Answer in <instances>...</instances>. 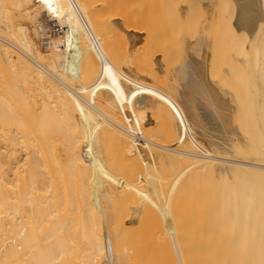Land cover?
Returning a JSON list of instances; mask_svg holds the SVG:
<instances>
[{"label":"bare ground","instance_id":"bare-ground-1","mask_svg":"<svg viewBox=\"0 0 264 264\" xmlns=\"http://www.w3.org/2000/svg\"><path fill=\"white\" fill-rule=\"evenodd\" d=\"M92 1L94 0H0V264H113V262L126 264L124 260L138 262L140 259L146 261L148 258V263H144L149 264L150 259L157 255V257L160 255L161 259L152 258V263L157 260L162 263V260L166 258L165 260H173L172 264H186L185 261L190 264L188 261L191 262L197 256V260H194L196 263L191 262L197 264L200 251L194 253L197 255L193 254L192 258L187 257L183 255L185 252L180 250V245L178 246L180 243L177 241L178 244L175 246L179 247L176 249V251L179 249V252L174 250L177 253L175 257V253H172L173 245L168 243L170 239L166 242L163 239L165 236L162 237L163 235L160 234L163 240L156 243L158 239L160 241L158 237L154 243L152 242L153 244L150 243L151 245L148 246L146 244L149 242L141 241V235L137 234L138 230H136L142 228L138 227L139 223L143 220L147 221L148 218L150 221L152 218L155 219L156 223L158 214L156 215L154 208L148 204L147 200L152 201L160 212L161 220L171 228V223L169 224L170 221L167 218L171 215L172 207L169 208L171 203L168 202L174 198V193L179 191L180 193L185 192V195L191 192L189 196L193 193L196 196L199 193L198 196L202 194V197H206V204L203 202L202 206L205 204L204 207L210 206L211 209L209 207L208 210L205 208L202 210H205L204 214L211 217V220L208 217L209 220L204 219L203 221H210V226L219 228L215 231L219 233L221 231L222 235H219L221 238L225 236V233L228 236V232H232L229 233L226 241L222 240L219 244L220 240L217 241L219 246L214 245L218 249L216 254L215 251H213L214 254L212 251L207 253L209 256L211 254L210 258L213 259V261L210 259L212 261H209L210 263L216 260L218 263L222 262L221 264H264V0H224V2L227 1L228 7L230 5L228 10L224 2H219L228 11L225 14L228 21L224 19L222 22V19L217 18V24L221 25L219 20L222 22L221 27L215 25L221 31L219 36L223 31H226V36L230 32L235 33L231 34L235 35V37L231 36L233 39L231 37L228 39H232L231 42L229 41L230 44L226 40L228 44L225 45L226 42L223 41L225 33H222L219 39H224L219 42L225 43L221 44L227 48V51H229L228 47L234 44L231 46L234 47L232 51L238 54L237 57L232 55L233 52L230 54L231 51L228 53L226 51V66L242 67L241 77L238 75L239 78L244 77L243 80H246V82L242 80L245 83L243 85L242 82L240 84L237 81L239 83L236 85L235 81H232L236 89L242 86L241 93L239 89L237 92L234 88L236 92L232 94L237 96L236 104L240 105L242 98L244 100L242 99L243 102L241 100V105L245 99L248 103L247 105L244 103L247 109L242 105L243 108L239 109V114L238 110L232 114L230 98L222 94V98L229 102L223 100V105H221L222 100L214 102L217 107L222 106L216 109L220 111L218 115H215L211 109L214 99L208 97L210 101H213L208 106V103L205 104L207 107L204 106L203 109L205 111L210 107L211 110L208 109V111L214 115L208 111L204 112L205 117L208 118L204 121L207 124L204 131L208 134L205 136L210 135L209 140L213 141L214 145L211 144L212 147L210 146L211 148L207 150L201 146L204 152L171 147L172 144H165L164 140L161 143L159 142L160 137L154 135V128L143 129L146 130L143 131L141 129L143 127L138 126L139 123L137 125L133 121L130 122L131 120L127 121L123 115L109 107L108 104L112 102L108 103L103 96L107 91L108 83L104 81L103 83L101 79L103 76L106 78L103 75L106 72L103 70L106 67L104 70L106 71L112 66L109 64L114 59L110 61L109 57L116 51H110L112 39L108 33L92 32L80 25L82 20L86 19L83 7L89 6ZM214 3L213 0H206L204 4L208 6V9H214L213 6L216 5ZM210 10H208L209 16L215 12L211 10L210 14ZM41 13L55 25H45L41 19ZM222 17L224 18V14ZM233 17L232 27L230 24ZM224 22H228L226 24L229 25L224 24L223 26ZM223 27L224 30L221 29ZM217 28L213 31H217ZM233 40L235 43L232 42ZM218 48L217 51L220 53L222 51V56L225 50L221 49V46ZM113 56L115 57L114 54ZM115 61H117L116 58ZM115 61L112 63L117 64ZM232 67L229 68L233 69ZM97 69L103 73L97 72ZM109 71L114 72L111 69L108 73ZM239 78L237 79L240 80ZM222 80L225 81L223 78ZM32 86L35 88L34 93H37L30 95L29 91L32 90ZM217 97L219 96L215 98ZM200 103L204 105L202 101ZM231 104H234V101ZM212 108L216 107L213 105ZM235 108L237 109V106ZM241 109L246 110L242 112ZM200 115L198 114L196 118L199 119ZM236 117L241 118L240 120L245 125L242 122L239 123ZM232 119L236 120L235 124ZM247 121H249L248 129H245ZM237 123H239V128L236 127ZM239 131L244 134L251 132V134L242 136L243 133ZM251 135H255V139ZM184 144L182 147L185 146ZM110 145H112L111 148L116 147L117 151L113 148L114 151L120 154L124 152L125 156L133 152L131 155L138 160L145 159L146 164L153 162L154 167L155 163L187 165L188 168L183 167V169L189 172L186 174L188 178L180 175L179 171L180 178H185V182L180 184L181 180L177 177L179 176L177 172L176 177L174 175L175 178L168 174L170 180L164 176L165 184H167L162 186L160 184L162 181L157 180L161 177L156 178L157 174H150L153 169L150 163L152 167L148 169L149 171H145L146 165L143 167L145 172L142 173L143 169H141V184H131L130 180L119 179L117 175L119 172L116 171L118 168L114 165L120 156L119 153L117 157L112 149L113 156L110 154L107 158L105 156L107 152L104 154L105 148L109 150L107 146ZM62 148L68 151L65 159L56 151ZM101 149L104 150L101 152ZM186 171H182L183 174L187 173ZM146 172H149L148 175ZM137 177L135 180L139 179ZM168 181L171 185L166 189ZM162 187H165V190ZM183 187L185 190L181 192ZM115 189L117 192L120 191L122 197L124 212L121 216L113 214V207L117 201ZM165 191L171 192L170 195L173 196L171 197ZM160 192L168 195H162L165 199L164 204L160 195V201L157 203L151 198L152 194ZM166 196L170 200H166L168 199ZM208 197H212L213 202L211 198L208 200ZM192 198L194 196L191 200ZM200 199L193 201L199 200L200 202ZM188 200L185 199V201ZM198 202H196L197 205ZM130 205H133V210H130ZM190 205L194 206V204ZM196 208L197 216L203 214V211L198 212L199 208ZM177 211L179 209L175 212ZM203 215H201L202 218H205ZM192 220L195 221V218ZM198 221L197 226L202 220ZM157 222L159 224L160 220ZM115 223L117 225H114ZM149 223L150 226L151 222ZM202 223L200 228L207 226L204 222ZM158 224L155 225L158 226ZM143 225L144 228L147 226ZM159 225L163 227L162 224ZM225 229L228 231H223ZM200 230L198 228L197 232L199 233ZM177 232H174V235ZM211 233L209 235L212 236ZM184 234L186 233L184 232L182 236ZM215 236L219 240V236ZM212 238L214 240L213 236ZM176 239L175 237V243ZM143 242L145 244H142ZM188 244L189 248L193 245L190 242ZM143 245L148 246L150 250H147L146 246L144 248ZM189 248H187L188 252L191 250ZM219 256L223 258V261ZM203 258L200 261L205 264ZM216 258H220L221 262ZM142 260H140L141 263ZM216 261L213 264H216Z\"/></svg>","mask_w":264,"mask_h":264},{"label":"rangeland","instance_id":"rangeland-1","mask_svg":"<svg viewBox=\"0 0 264 264\" xmlns=\"http://www.w3.org/2000/svg\"><path fill=\"white\" fill-rule=\"evenodd\" d=\"M164 1L165 0H94L91 2V4L89 6L85 5L83 7L86 19L82 20V23H80V25H83L85 28H88L89 31H92V32L108 33L110 35V38L112 39V41H111L112 44L110 42V44H111L110 45V47H111L110 51L111 52L116 51V52L111 53L112 55L110 54L111 57H109V59L111 58L110 61H112V59H114L112 61V62H114L115 58H116L117 61H115V63H117V64H114L111 62L109 64V66L112 64L111 67H113L115 70L112 69L111 67L108 68V66H107L108 69L106 71H104L106 67L105 68L103 67L104 68L103 72H106V73H103L102 71L99 70L100 72L103 73V75L106 76V78H104V76L102 78V75L99 73L101 75L102 82L104 81V82L108 83V84L106 83L107 84L106 93H108V91H109V93L108 94L105 93L103 96H104L105 101H107L108 103L110 101L112 102L111 104L110 103L108 104L109 107L114 109L119 114L123 115V118L127 119V121L131 120L130 122L133 121V123H136L137 125L139 123L138 126L143 127V128H141L142 130L143 129L149 130L151 128H154L153 129L155 132L154 135L157 136L158 138L160 137L159 142L161 141V143L164 140L163 143H165V144L167 143L168 145L172 144L171 147L175 146L176 148L181 147V148H184L185 150H188V151L190 150V151H199V152L203 151L204 152V150H207L208 148L212 147L211 144L213 142V141L210 142V140H209L210 135L208 136L209 138L207 136H205L207 133H205L206 131H204L205 127L207 126V124H205L206 122L204 123L205 118H206L205 117L206 113L204 114V112H207L210 107L207 108V110H205V111L203 108H204V106H206L205 104L208 103L207 104V106H208L213 101V100L210 101L209 99L210 98L214 99L211 106L213 107V105H214L216 108L214 109L211 107V109H213L212 111L214 112L215 115L216 114L218 115V113L220 111V110L217 111L216 109L222 107L221 105H223L224 101L227 100V99L222 98V94L226 95V97L228 96V99L230 98L229 101L231 103H233V101H234V104L230 103V105L232 106L231 111L233 110L232 112L230 111L232 114L235 113L237 110H238L237 113L239 114L240 113L239 109L243 108L242 105H244V103L247 105V103H248V102L247 103L245 102V101H247L245 99L244 103H242V105H241V100L243 99L242 98L241 100L239 99L240 105H239V103L236 104L235 98H237V96L233 95V94H235L236 91L238 92V89H239V92L241 93L240 89L242 86L238 87V89H236L235 87H233L234 85L232 84V81L233 82L235 81L234 83H236V85H238L237 83H239V82L241 84L242 80L244 79V77L239 78V75H240V77L242 75V73L240 74V72H241L240 70L242 69V67L240 68L238 66H236V67L234 66V68H233L232 66H226L227 61L225 59H227V53L229 51H231L230 54H232V52H233L232 55L238 57V54H235V52L232 51V49L234 47L232 48L231 46H234V44L229 46L231 48L228 47L229 51H227V48H224L221 44V43H223V44H225V43L219 42V41H222L224 38L225 39L223 41L226 42V40H227L229 42L230 40L233 39L232 37H235V35H231L234 33L233 30H232L233 33H231V32H230V34L227 33L228 34L227 36L225 33L226 31L225 32L223 31L222 33H225V34H224V38L221 40L219 38L222 37V33H221V35H220L221 37H220L219 32H221V31H219L220 29L217 28L218 26L221 27L224 19L227 20V17L225 16V14H226V11L229 9L230 5L228 7L227 1L224 2V0H222V1L221 0H217V1L213 0L215 2L214 4H216L213 6L214 9H212V8L208 9V6H206V4H204L206 2V0H167V1H165V3H164ZM219 2L220 3L224 2V4H226L225 6H226L227 10H225L224 9L225 6L223 4L221 6V4H219ZM182 9H184V11ZM210 9L215 11V12H213V14H211L212 11ZM181 10H182V12H180ZM185 10H186V12H185ZM208 10H210L209 12H210L211 16H209ZM214 13H216V15ZM227 13H228V11H227ZM221 14L222 15L224 14V18L222 17ZM40 16H41V19L43 20L45 25H49V24L55 25L54 22L53 21L51 22L50 20H48V18L43 13H41ZM218 16L219 17L221 16V18H219ZM217 18L222 19V22H220L221 20H219V23L221 25L217 24L218 23ZM208 19H209V21H208ZM210 19H212V21H214V22H210L211 21ZM216 19H217V21H216ZM233 20H234V17H233L232 22L230 24L232 27H233L232 23H234ZM207 23H208L209 28H208V26H206ZM209 23L213 24L214 27H212L213 25H210ZM226 23H228V22H224L223 26H224V24L226 26L229 25ZM215 25L217 27H215ZM216 28H217V31L214 32L213 29L215 30ZM221 29L224 30V27ZM230 29H232V28H230ZM216 32H218V34ZM230 37L232 39L228 40ZM236 37H237V35H236ZM234 40L232 42H234ZM230 42H229V44H230ZM218 43H219V46H217ZM227 44L228 43L226 42L225 45H227ZM220 46L222 47L221 49L225 50V51H223L222 56H221L222 51H221V53H220V51H217V47L220 48ZM111 49H113V51ZM226 51H227V53H225ZM218 52L220 53L221 57L219 56ZM113 54L115 55V57L113 56ZM239 57H240V55H239ZM108 61H107V63H108ZM114 65H116V66H114ZM116 67L119 70H117ZM229 67L230 68L232 67L233 69H230ZM103 68H101V70ZM98 69H97V72H99ZM110 69L113 70L114 72L116 71L115 74H113L114 72H112V71H109V73H108V70H110ZM222 69H224V70H222ZM237 70H239V71H237ZM225 72H226V74H225ZM234 72H236V74ZM93 74H95V72ZM118 74H119V76H118ZM111 76H113V77H111ZM221 77L223 79H225V81H227V83H225V81H223ZM233 77H235V78H233ZM91 78H92V76H91ZM237 78H239L241 81L238 80ZM115 79H117V80H115ZM234 79H236V80H234ZM219 80H222L223 84H221L222 81L219 82ZM237 81H239V82H237ZM243 81L246 82V80H243ZM243 83L244 82H242V85H243ZM26 86H28V85H26ZM206 86H208V87H206ZM33 87L34 86H32V90L30 89V91H29L30 95H32L34 93L33 89H35V88H33ZM30 88H31V86H30ZM234 88L236 89V91L234 90ZM244 88H246V87H244ZM210 92H212V93H210ZM232 92H233V94H232ZM36 93H34V94H36ZM193 93L195 95H192ZM213 93H214V95H213ZM216 94H218V95H216ZM220 94H221L222 99L219 98ZM210 95H211V97H210ZM237 95L239 98V94H237ZM216 96H219V97H217V99H216L215 98ZM243 96H245V95L243 94ZM34 97L36 98V96H34ZM34 97H32V99H34ZM204 97L205 98L207 97V98L205 99ZM208 97H209V99H208ZM246 98H248V97H246ZM208 100H209V102H208ZM220 100H222V102ZM243 100H242V102H243ZM135 101H136V103H135ZM189 101H190V103H189ZM201 101H202V103H204V105H202L200 103ZM205 101H207V102H205ZM219 101L221 102V105H219L220 107L219 106L217 107V104L215 105L214 102L216 103ZM200 104H201V106H200ZM228 104H225V105H228ZM236 106H237V109L235 108ZM196 107H200L201 109L196 108ZM206 107H205V109H206ZM244 107H246V109H247V106L244 105ZM195 109H197V110H195ZM199 109L200 110L203 109V110L200 111ZM211 109H209V110H211ZM246 109H244V110L241 109V111L244 112ZM208 112L213 114L211 111H208ZM200 113L202 115H200ZM198 114L200 115L199 119L196 118ZM211 114H209V115H211ZM234 116H236V115H234ZM211 117H216V116H211ZM238 117H236V118L239 119V123L242 122V120H240L241 118H238ZM209 118H210V116H209ZM183 119L186 121H184ZM206 119H208V118H206ZM188 121H189V123H188ZM232 121L234 122L236 120L232 119ZM237 122H238V120H237ZM248 122L249 121H247L245 129H248L247 128ZM235 123L236 122H234V124ZM239 123L236 124L237 126L234 124L233 125L238 127ZM185 124H187V125H185ZM242 124H244V123L242 122ZM242 124H241V126H242ZM146 126H147V128H146ZM189 127H190V129H189ZM240 129H242V128L240 127ZM146 130H143V131H146ZM239 132L241 133L242 131H239ZM249 133L251 134V132H248V134ZM163 134H165V135H163ZM245 134L248 135L247 132ZM245 134L243 133L242 136H246ZM162 135H163V137H161ZM252 136L253 135H251V137ZM235 138H236V136H235ZM167 139H169V140H167ZM254 139H255V137H254ZM248 140H249V137H248ZM157 142H158V140H157ZM184 142H185V144H184ZM186 142H188L187 144H189L188 146L190 148L188 146L186 147V145H187ZM194 142L199 143L200 147L201 146L203 148L205 147V149L202 150L203 148L202 147L200 148L199 144L196 143L197 144L196 145ZM201 142L205 145H203V144L201 145ZM209 143H210V145H209ZM182 144H184L185 146L182 147ZM212 145H214V144H212ZM206 146H208V147H206ZM111 147H112V145L107 146V148H109V150L108 149L106 150V148H105V150L101 149V152H102V150H104V154H105V152H107L106 153L107 155H105L106 157L110 154H111V156H113V153H112L114 151L113 148H115V150H116V147H113V148H111ZM193 147H194V149H193ZM112 149H113V151H112ZM56 151H58V154L61 155V157H63L64 159L67 157V153H68L67 150L62 148L61 150L58 149ZM116 151H114V155H117V157H118L117 153H119V152H116ZM115 152H116V154H115ZM132 153L133 152H130L125 156L124 152H121V154L119 153L120 156L118 158L115 156L118 159V161L116 159L117 163L115 162L114 165L118 169L116 170V168H115L114 170L119 172V173L117 172L119 179L123 178L124 180H130V182H132L131 184H136V183L141 184L140 183V180H141L140 179V174H141L140 172L142 171L141 169H143L144 165H146V167H144L145 171L148 169L150 170L151 169L150 167L153 166L152 165L153 162H150L152 166L150 165L149 162H148V164H149L148 165V164H146V162H144L145 159L141 160V158H140L138 160V158H136L134 155H131ZM133 156L137 159V161ZM118 163H120V164H118ZM155 164L156 165H155V167L153 166V169L159 168L160 170L155 169V171H154L153 169H151L150 174L151 175H152V173H153V175L157 174L156 178L158 176L163 178L162 180H161V178H157V180L160 179L159 182L160 181L164 182V183H162V182L160 183L162 186H165L167 184V183L165 184L166 181H164V179H165V177H167V178L170 177V175H168V174H171V176L173 178H175L176 172H177L176 174L179 175L178 172L180 171L179 172L180 175H183V176L185 175L184 177H186V174L189 173L188 171L183 169V167H185V169L188 168L187 165H184V164L183 165L181 164L182 166L180 164L178 165L177 163H173V164L169 163V165L167 163H164V164L163 163H155ZM114 165L112 164L111 167L113 168ZM119 167H121V168H119ZM144 169H143L142 173L145 172ZM180 169H182V170H180ZM182 171H186L187 173L183 174ZM162 172L164 173V175ZM148 173L149 172H146L147 175H148ZM117 175H115V176L117 177ZM174 175H175V177H174ZM180 175L177 177L180 178ZM137 176H139V177H137ZM136 177L139 179L135 180ZM172 177H171V180L173 179ZM184 177H183V179L180 178V180H181V181H179L180 184H182L183 181L185 182ZM187 178L188 177H186V179ZM169 180H170V178H169ZM163 184H165V185H163ZM185 184H183V186ZM169 185H171V184H169V181H168V185L166 186V189H168ZM116 187H117V185H116ZM185 187H183L184 189H182L183 191H181V192H184ZM165 192H168V195L171 194V192L169 193V191H165ZM186 192H187V190H186ZM161 193L162 192H160L159 194H152V196H153V197L151 196L152 200L153 201L155 200L154 202L157 203L160 201V197H161V201L164 204L165 199H163L164 197H162V195L166 194V193H163V194H161ZM184 193H180V191L177 193H174V198L173 199L171 198V200H170V198L167 197L168 195L166 194L167 195L166 198H168L166 200H170V202H168V203L169 204L171 203L169 208L170 207L174 208V209H172V208L170 209L173 213L169 211L171 213V215H168V218H167V220L170 221L169 224L171 223L170 224L171 228H169L170 226H168V224H165L163 222V220H161L160 212L156 208V206L152 203V201L147 200L148 204H150V206L152 208H154L156 215L158 214L159 219H157L158 217L156 218V223L158 224L157 221L160 220L159 224H162L163 227L159 224H158V226H156L155 225L156 224L155 219L152 218L151 219L152 221H150V219L148 218V220H147L148 222L146 220H143L142 222H145V223H142V222L139 223L138 227L139 228L142 227V228L136 229V230H138L137 234L140 233V235L143 236V237H141L139 235L140 238H142L141 241L149 242L146 244L148 246L150 243H152V242L154 243L156 241V239H158V237L160 238V241L158 239L156 241V243L161 242V240H163V239L167 242V240L169 241V239H170V242H168V243L171 244V246L173 245L172 246V250H173L172 253L173 254L175 253L177 247L180 245V250L182 249L185 252V254H183V255H186L187 257L191 256V258H192L193 254L196 252H199V251L201 253H203V254L198 253V254H200V256L198 255L199 256L198 258H200V259L197 261V264H198V262H199V264H203L202 261H200V260H202L204 254L206 255V256L204 255V258H203L204 263L205 264H207V263L213 264L216 260L213 263H210L213 261V259L210 258L211 254L209 253L210 254V256H209V255H207V253L210 251H212V253H213V251H215L214 253L216 254L218 252V249L214 245L215 244L218 245L217 241L221 240L219 242V244L222 242V240L226 241V239L230 235L229 233L231 231L229 230L230 232H228V236H226L225 232H227L228 230L227 231H226V229L223 230V231H225L224 232L225 236H223L221 238V236H219V235H222L221 231L219 230L220 233L215 231V230H218L219 228L214 227L213 225L210 226L209 225L210 221L209 222L206 221V222H208V224L205 221H203L204 219L209 220L211 218V217L206 216L204 214L205 210H202L204 208L206 210H208L210 207V206L204 207L206 204V202H205L206 197H204V196L202 197L201 196L202 194L200 195L201 197L198 196L199 193L198 194L195 193V194H197L195 196L193 193L192 196H194V198H192V200H191L192 196H189V195H191L192 193L190 192L188 194V192H187V194H186L187 196ZM115 194H116L115 196H116L117 201L113 207L114 208L113 214H117V215L121 216L124 212V206L122 205V197L120 196L119 190L117 192V190L115 189ZM177 194H179V195H177ZM159 195H160V197H159ZM170 196L172 197L173 195H170ZM176 196H177V198L178 197L179 198L177 199ZM186 197L188 199L189 198L190 199L188 200ZM184 198L188 201H185ZM197 198L198 199L201 198L200 202H198L199 200L193 201L194 199H197ZM210 198L212 201V197H210ZM210 198L208 200H210ZM175 199H176V202H175ZM180 199H182V200H180ZM179 200H180V202H179ZM190 200H191V202H190ZM201 200H203V201H201ZM192 201L194 203H192ZM196 202H198L199 204L197 205ZM203 202L205 203L204 206H202ZM173 203H175L176 206ZM186 204L187 205L194 204L195 207L199 208V209L196 208L198 212L201 211V213H202V211H203V214L205 216L201 213L200 214L203 215V217H205V218H202V216L200 215L201 219H199L200 216H197L198 213L195 214L196 213L195 207L190 205L191 207L189 206L190 207L189 208ZM201 207H203V208H201ZM129 208H130V210H133L134 207H133V205H130ZM178 209H179V211H177L178 213L175 212ZM190 209H192V210H190ZM210 209H211V207H210ZM173 210H175V211H173ZM193 210L195 212L191 213ZM131 212H133V211H131ZM188 212H190V214ZM185 213H187V214L183 215V216H185V218H187L188 214H189L188 219H185L181 215V214H185ZM179 215H181V217ZM194 215H195V217H194L195 221L192 220V219H194L193 218ZM169 216H171V217H169ZM190 217H191V219H190ZM208 217H209V219H208ZM170 218H171V220H170ZM197 218L200 221L202 220L200 222L199 226H201V224L203 225L202 222H204V225L206 224L208 227L203 226V227H201L202 228L201 229L199 226H197V224H199V221L197 220ZM180 219H181V221H180ZM189 219L191 220L190 222H189ZM182 220H186L188 222H186V221L184 222ZM173 221H175L176 223ZM149 222H151L150 226L148 225V224H150ZM195 222H198V223H195ZM143 224H146L147 226L144 228ZM114 225H117V224L115 223ZM172 225H174V226L172 227ZM183 225L187 229H185V227ZM189 225L191 227H189ZM195 226L197 229L194 228ZM161 228H162V230H161ZM192 228H194V229H192ZM198 228H199V230L201 229L199 231V233L197 232ZM153 229H155V231ZM169 229H171L172 232H173V230H174V232H177V231L178 232L176 233V235H174L175 233L174 232L172 233ZM180 230L182 232H180ZM186 230H188V231H186ZM201 231H203V232H201ZM208 231H209V233L213 232L211 234L214 237L215 241L213 240L212 236L209 235ZM184 232L186 234H184V236H182ZM189 232H190V234H189ZM204 232L205 233L207 232L208 235L205 234ZM193 233H195L196 235ZM160 234L163 235L162 237L165 236V238L162 239ZM197 234L200 237H198ZM202 234H203V236H202ZM179 235H180V237H179ZM186 235H187V237H186ZM215 235L219 236V240H218V237H216ZM195 236L197 237V239ZM209 236H210V238H209ZM175 237L177 239L180 238L179 239L180 241L176 239V243H175ZM181 237H182V239H181ZM183 237H185V239ZM203 237H205V238H203ZM140 238H138L139 241H140ZM172 238H174V239H172ZM215 238H217V240ZM188 239H190V240H188ZM228 240H229V238H228ZM177 241L180 244H178ZM172 242H174V244H172ZM189 242H190V244H193V245H190V248H189V244H188ZM214 242H216V243H214ZM142 244H145V243L143 242ZM177 244H178V246L176 247L175 245H177ZM146 245H143L144 248ZM148 246H146V248ZM174 247H176V248H174ZM187 248L191 249L190 251H192V252H190V251L188 252ZM184 249H187V250L185 251ZM147 250H150V248L149 249L147 248ZM183 251H181V253H183ZM193 251H195V252H193ZM176 254L177 253L174 254L175 257H176ZM196 255L194 254V256H196ZM157 256L154 258H158L160 260L161 256L160 255H159V257H157ZM212 257L214 258V256H212ZM152 258L150 259L151 263L153 262ZM191 258H189V260ZM220 258L219 259L216 258V259L219 260V262L223 261V258L222 257H220ZM165 259L162 260L163 264H168L169 262L171 263L173 261V260L171 261L170 259H167V260H165ZM195 259L197 260V256ZM140 260H142V259H140ZM140 260L139 261L137 260L138 262H134L135 260H130L128 262L126 260H124V261L126 264H133V262H134V264H136V263L137 264L138 263L143 264L144 262L148 263L147 261L149 260V258H148V260L146 259V261L142 260L143 261L142 263L140 262ZM155 260H157V259H155ZM168 260H170V261H168ZM194 260L192 259V261H194ZM150 261H149V264H151ZM157 262H158V260H157ZM157 262H154L152 264H155V263L158 264L161 261L158 263ZM185 262H186V264H188L187 261H185ZM188 262L190 264H193L190 261H188ZM162 263H160V264H162ZM217 263L218 262L216 261V264ZM221 263H218V264H221ZM113 264H115V263L113 262ZM121 264H123V263H121ZM175 264H177V263H175Z\"/></svg>","mask_w":264,"mask_h":264},{"label":"built area","instance_id":"built-area-1","mask_svg":"<svg viewBox=\"0 0 264 264\" xmlns=\"http://www.w3.org/2000/svg\"><path fill=\"white\" fill-rule=\"evenodd\" d=\"M91 37H92V39H93V41L95 42V40H94V38H93V36L91 35ZM96 43V42H95Z\"/></svg>","mask_w":264,"mask_h":264}]
</instances>
